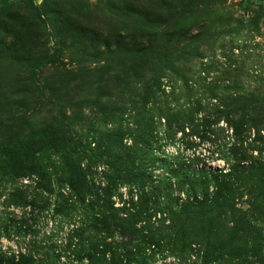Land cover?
I'll return each instance as SVG.
<instances>
[{"label":"rangeland","instance_id":"rangeland-1","mask_svg":"<svg viewBox=\"0 0 264 264\" xmlns=\"http://www.w3.org/2000/svg\"><path fill=\"white\" fill-rule=\"evenodd\" d=\"M231 168L181 209L214 189L175 177ZM263 180L264 0H0V261L264 264Z\"/></svg>","mask_w":264,"mask_h":264},{"label":"trees","instance_id":"trees-1","mask_svg":"<svg viewBox=\"0 0 264 264\" xmlns=\"http://www.w3.org/2000/svg\"><path fill=\"white\" fill-rule=\"evenodd\" d=\"M170 118L175 119L174 120L175 125L178 124V126L183 128L184 122L186 120L180 117L179 113L170 114ZM242 118H239V120H236V121H233V119H229L228 120L229 122H227L229 127L232 129V134L234 138L237 140L239 147L241 146L242 143H244V140L247 138L246 132L248 131L246 130V127H245V125L247 124V121L244 119L245 121L244 122ZM167 123L169 126H171L173 121L169 122V120H167ZM48 144H49V141L42 142L39 138H31L30 149L28 153L25 154L21 159L22 166L18 172L19 176L43 172L45 168L44 164L46 160L42 156L43 154L42 151H43V148H45V146ZM238 146L236 144H234L233 147L232 146L226 147V145L223 146L219 150L220 154H222L221 157L223 159H227V161L230 157L237 159L236 158L237 155L238 156L241 155L239 152L240 148H236ZM234 167L236 168L237 165H234ZM233 171H234V168H231L229 169V172H224V173H223V170H217V171H210L209 173H206V174L195 172L193 174L184 175L185 179L182 176L175 177V182L178 185H182L184 183H190L192 184L193 188L195 186L196 188L202 189V190L208 189V187H213L214 189L211 193L208 194L206 198L201 199V201H196L195 198H193L192 200L190 199L189 200L190 202L185 203L181 206V209L189 210V208L195 205V202L196 204H204L207 202L215 203L216 201L220 200V198L223 196L221 192L222 190L226 188V184L229 182V180H227V177ZM133 175L135 177L133 178L134 182L136 183L137 182L145 183L147 181V178H146L147 176L145 172L140 173V171L136 170L133 173ZM86 183L87 181L85 180V177L83 176V174H81V171L80 172L74 171L73 173H71L68 180H65V184L69 185L73 190H76L78 192L80 191V188L85 187L84 184ZM262 183L264 187V180ZM153 242L154 244H156V241L153 240V238H151L150 241H147L145 243L148 246H153L154 245ZM94 256L95 255L90 252V249H86L85 251H78L73 261L81 262L84 258H87V259L90 258L92 260ZM0 264H14V262L5 261V263H3L2 261H0Z\"/></svg>","mask_w":264,"mask_h":264}]
</instances>
